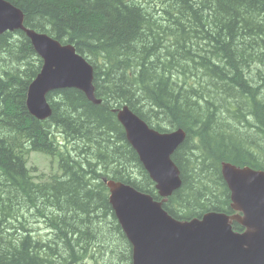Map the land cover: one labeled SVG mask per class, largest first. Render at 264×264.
I'll return each mask as SVG.
<instances>
[{
	"label": "trees",
	"instance_id": "16d2710c",
	"mask_svg": "<svg viewBox=\"0 0 264 264\" xmlns=\"http://www.w3.org/2000/svg\"><path fill=\"white\" fill-rule=\"evenodd\" d=\"M7 1L90 62L102 103L61 89L36 119L27 94L43 61L23 31L0 36V264H132L104 180L160 197L114 113L124 105L187 132L173 217L234 213L222 163L264 170V0ZM33 152L59 173L35 175Z\"/></svg>",
	"mask_w": 264,
	"mask_h": 264
},
{
	"label": "water",
	"instance_id": "95a60500",
	"mask_svg": "<svg viewBox=\"0 0 264 264\" xmlns=\"http://www.w3.org/2000/svg\"><path fill=\"white\" fill-rule=\"evenodd\" d=\"M14 31L25 33L43 61L27 94L33 117L48 120L53 114L48 96L61 89H78L94 104L102 103L96 97L90 62L72 44L28 28L24 12L0 0V36ZM114 113L161 198L121 181L104 180L109 202L132 246L133 264H264V170L223 162L221 171L235 213L210 211L179 220L164 205L183 185L181 170L172 157L187 132L182 128L160 132L128 105ZM234 222L244 230L234 231Z\"/></svg>",
	"mask_w": 264,
	"mask_h": 264
},
{
	"label": "rangeland",
	"instance_id": "374dc122",
	"mask_svg": "<svg viewBox=\"0 0 264 264\" xmlns=\"http://www.w3.org/2000/svg\"><path fill=\"white\" fill-rule=\"evenodd\" d=\"M58 161L45 154L33 152L29 157V168L35 170V175H51L58 172ZM34 229L36 233L42 230L39 224H34Z\"/></svg>",
	"mask_w": 264,
	"mask_h": 264
},
{
	"label": "bare ground",
	"instance_id": "6f19581e",
	"mask_svg": "<svg viewBox=\"0 0 264 264\" xmlns=\"http://www.w3.org/2000/svg\"><path fill=\"white\" fill-rule=\"evenodd\" d=\"M29 167V166H28Z\"/></svg>",
	"mask_w": 264,
	"mask_h": 264
}]
</instances>
